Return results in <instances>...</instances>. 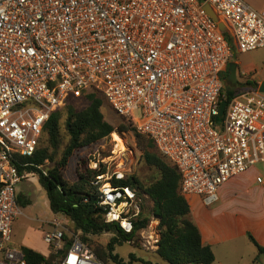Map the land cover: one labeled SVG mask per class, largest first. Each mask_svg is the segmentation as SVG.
Returning a JSON list of instances; mask_svg holds the SVG:
<instances>
[{"label": "built area", "instance_id": "built-area-1", "mask_svg": "<svg viewBox=\"0 0 264 264\" xmlns=\"http://www.w3.org/2000/svg\"><path fill=\"white\" fill-rule=\"evenodd\" d=\"M236 47H264V7L244 0H0V264H27L11 245L22 213L17 186L28 177L13 155H33L49 116L86 91L101 93L153 140L181 173L189 200L213 206L232 178L264 167V93L241 88L221 98ZM99 192L105 222L131 233L144 208L136 191L106 181ZM52 225L43 239L53 252L64 251L66 235L71 240L60 264H105L62 220Z\"/></svg>", "mask_w": 264, "mask_h": 264}, {"label": "trees", "instance_id": "trees-1", "mask_svg": "<svg viewBox=\"0 0 264 264\" xmlns=\"http://www.w3.org/2000/svg\"><path fill=\"white\" fill-rule=\"evenodd\" d=\"M220 29L232 43L225 26L224 29L221 27ZM228 74L227 67L224 75L225 82ZM238 92L239 89H234L225 83L221 98L229 100ZM76 100L85 101L87 107L76 108L74 105ZM104 102L106 103L104 96L93 90L86 91L79 98H69L64 107L56 109L49 116L34 154L31 156L14 154L13 158L21 175L33 174L37 176L39 184L46 191L53 213H62L69 217L75 225L76 232H80V238L85 244L90 241L88 238L90 235L112 233L113 236L104 249L95 248L96 255L105 264H108L110 260L116 264H123L124 260L115 253L117 247L133 241L137 233L149 224V215L145 214L143 208L140 218L134 222L133 231L126 233L119 223L105 222V211L99 204V185L93 183L95 177L103 172L89 169L85 163L79 162L76 182L70 183L63 176V170L75 151L97 143L115 131L114 125L105 119L102 112ZM63 113L66 115L64 126L68 141L61 158L57 160L55 155L63 143L61 133ZM129 126L134 128L137 133V143L143 152L142 157L145 163L157 169L159 177L147 186H143L135 176L127 179L113 178L112 184L115 187H131L137 191L138 195L143 194L154 203V215L160 219L157 254L165 263L214 264L215 254L211 246L203 243L200 230L191 216L190 203L181 194V173L159 153L150 137L139 133L133 124ZM126 130V126L121 127V131ZM44 138L47 146L43 147L40 146V143ZM48 163H54V165L47 167ZM18 203L21 207H25L31 202L22 201L18 196ZM249 238L257 246L259 254L264 255V246H260L253 236L249 235ZM65 239L67 245L70 246L71 240L67 235ZM20 249L27 264H60L59 258L63 253L62 250L45 256L28 246H21ZM130 258L136 260L134 254H131ZM142 261L143 264H160ZM127 264H133V262L130 261Z\"/></svg>", "mask_w": 264, "mask_h": 264}, {"label": "rangeland", "instance_id": "rangeland-1", "mask_svg": "<svg viewBox=\"0 0 264 264\" xmlns=\"http://www.w3.org/2000/svg\"><path fill=\"white\" fill-rule=\"evenodd\" d=\"M244 1L257 10L264 7V0ZM231 61H238L240 68V70L238 68V82L234 89H248L250 87H255L251 85V82L254 80L256 71H259L261 64L264 62V47L246 53H242L236 47L235 55ZM240 71L249 72V74L242 76ZM248 80L250 81L249 84L246 83ZM225 83H227V81ZM74 105L78 109H84L87 107L86 102L83 100L74 101ZM102 112L105 119L114 125L115 131L113 133L123 140L124 149H120V144L114 139L113 133L97 143L78 149L69 159L68 165L63 170L64 178L70 183L76 182L78 179V164L79 162H82L85 163L86 167L89 169L103 172L95 177L93 181L94 184L98 182V185H101L106 181H111L112 183L113 178L127 179L133 176L137 177L143 186H147L155 181L159 177L158 171L154 167H150L145 163L142 157L143 152L140 150L137 143V133L134 128L129 126L130 123H128V120L117 115L110 105L105 102ZM65 118L66 115L63 113L61 118L63 143L55 155L57 160L61 158L64 147L68 141L64 126ZM122 126H126L127 130L121 131ZM40 146H47L45 138L42 139ZM53 165L54 163H48L47 167ZM255 168L257 169V171L255 170L256 172L260 171L264 173L263 165L258 164ZM17 191L22 201L28 200L31 203L27 204L25 207H21L22 213L15 221L11 239V245L14 248L20 249L21 246H28L43 252L50 250L49 256L53 254L52 247L44 241L43 235L44 233L53 230L52 221L54 219L62 220L65 229L70 230L72 234L80 236V232H76L75 225L69 217L62 213H53L50 208L46 191L39 184L37 176L29 174L28 177L18 184ZM231 191L232 185H223L219 190V198H221V195L224 197L231 196L232 198L233 193ZM241 198H248L253 201L252 203H248V205H244L242 202L243 199H237V201H233L232 203L226 199L223 200V202H220L219 200L216 204L210 207L205 206L199 199H197L198 202L196 204L194 201L195 198H191L190 202L195 204V211H211L214 214L220 212L222 214V212L225 211L219 218L222 222L230 219H234L237 222L239 216L243 217L245 219L241 220L240 218L239 225L236 227H238V229L254 231L255 228H252V220L258 217L261 213L264 214V198L261 194L257 193L256 190L251 192L249 196H242ZM137 199H140L139 202H142L145 214L149 215V224L146 228L141 229L137 233L133 241L117 247L115 253L124 260L123 264H127L130 261H132L133 264H143L142 260L167 264L157 254V241L160 239L158 228L160 219L154 215V203L143 194H137ZM247 218L250 220H247ZM231 226H233V224L230 225V227ZM112 236V233L90 235L88 237L90 241L88 244L86 243V245H89L88 247L96 254L95 248L104 249ZM68 249L69 246L66 245L63 252L65 253ZM131 254L135 255V261L131 260ZM108 264L116 263L110 260Z\"/></svg>", "mask_w": 264, "mask_h": 264}, {"label": "crops", "instance_id": "crops-1", "mask_svg": "<svg viewBox=\"0 0 264 264\" xmlns=\"http://www.w3.org/2000/svg\"><path fill=\"white\" fill-rule=\"evenodd\" d=\"M263 8V7H262ZM261 8V9H262ZM256 9V8H255ZM259 10V9H258ZM238 63V61H236ZM239 66V63H238ZM240 70V68H239ZM243 75H248L249 72H242ZM250 82V81H249ZM264 82V62L261 64L259 71H256L254 80H252L251 85L259 87L261 83ZM257 169L254 167L250 171L232 178L225 185H232V198L231 196L224 197L221 195L219 199L220 202L228 199L230 203L237 201V199L242 200L244 205L252 203L253 200L248 198H241L242 196H249L254 190L261 194L264 198V183L258 182L259 177H264V173L256 172ZM264 172V170H263ZM19 195V193H18ZM234 196V197H233ZM195 198V204L198 202V198ZM232 200V201H231ZM191 206V216L193 221L198 226L202 241L205 245L211 246L215 254L214 264H264V255H260L257 246L250 240L249 235L253 236L256 242L260 246H264V214L261 213L258 217L252 220L254 231H249L248 229H238L239 220L245 219L239 216V220L236 222L234 219L222 222L220 217L224 214L213 213L211 211L199 212L195 211L193 203L190 202ZM219 204V203H218ZM217 204V205H218ZM247 220H250L247 218ZM15 224V222H14ZM230 227V225H232ZM14 227V225H13ZM35 249V248H33ZM37 250V249H35ZM49 256L50 250L46 252L37 250Z\"/></svg>", "mask_w": 264, "mask_h": 264}, {"label": "water", "instance_id": "water-1", "mask_svg": "<svg viewBox=\"0 0 264 264\" xmlns=\"http://www.w3.org/2000/svg\"><path fill=\"white\" fill-rule=\"evenodd\" d=\"M205 9L206 11L212 16V18L218 22L220 24V27L222 29H224V25L222 23H220V20L218 18V16L214 13V11L212 10V8L210 7V5H205ZM238 63L235 61H231L228 65V76H227V84L230 85L231 87H236L237 82H238ZM259 91L264 93V82L260 84L259 86ZM227 105V101L223 100L221 103V107H220V114L219 117H223L224 115V111H225V107Z\"/></svg>", "mask_w": 264, "mask_h": 264}, {"label": "bare ground", "instance_id": "bare-ground-1", "mask_svg": "<svg viewBox=\"0 0 264 264\" xmlns=\"http://www.w3.org/2000/svg\"><path fill=\"white\" fill-rule=\"evenodd\" d=\"M114 139L118 142V144H120V149L123 150L124 149V143L123 140L120 139V137H118V135H116L115 133H113Z\"/></svg>", "mask_w": 264, "mask_h": 264}]
</instances>
